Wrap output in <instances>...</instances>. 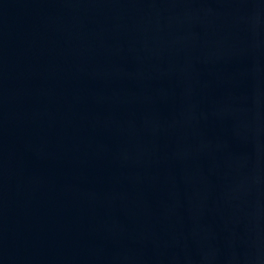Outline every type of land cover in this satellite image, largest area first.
I'll list each match as a JSON object with an SVG mask.
<instances>
[{
	"label": "water",
	"instance_id": "water-1",
	"mask_svg": "<svg viewBox=\"0 0 264 264\" xmlns=\"http://www.w3.org/2000/svg\"><path fill=\"white\" fill-rule=\"evenodd\" d=\"M0 264H264V0H0Z\"/></svg>",
	"mask_w": 264,
	"mask_h": 264
}]
</instances>
